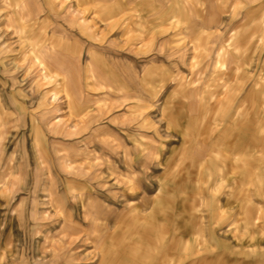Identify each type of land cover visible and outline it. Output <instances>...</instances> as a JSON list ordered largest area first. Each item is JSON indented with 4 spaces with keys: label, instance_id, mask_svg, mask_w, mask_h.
<instances>
[{
    "label": "crops",
    "instance_id": "crops-1",
    "mask_svg": "<svg viewBox=\"0 0 264 264\" xmlns=\"http://www.w3.org/2000/svg\"><path fill=\"white\" fill-rule=\"evenodd\" d=\"M219 1L0 0V154L4 147L17 149L11 179H41L43 197L58 179L64 198H78L93 187L82 170L69 173L63 165L83 163L91 149L105 165L104 178L118 181L111 192L123 201L111 212L107 234L125 211L148 213L159 181L174 169L182 175L183 160L200 162L207 153L196 138L188 143L189 156L172 157L185 146L184 127L175 117L193 119L202 95L255 90L253 59L248 76L233 71L232 53L242 46L232 38L242 31L245 8L264 0ZM257 17L264 23V12ZM259 51L264 47L249 49ZM257 95H264V87ZM7 133L19 138L6 140ZM5 178L0 173V227L21 195ZM63 181L71 182L68 192ZM226 186L218 193L214 240L231 253L213 250L207 233L212 221L199 207L167 213L171 224L188 221L203 229V237H180L192 249L161 260L257 264L260 255L250 249L263 248L264 237L242 234L238 210L226 204ZM31 189L34 194L35 185Z\"/></svg>",
    "mask_w": 264,
    "mask_h": 264
},
{
    "label": "rangeland",
    "instance_id": "rangeland-1",
    "mask_svg": "<svg viewBox=\"0 0 264 264\" xmlns=\"http://www.w3.org/2000/svg\"><path fill=\"white\" fill-rule=\"evenodd\" d=\"M263 12L264 4L245 8L242 31L232 38L238 49L242 46L232 53L233 71L248 76L246 67L253 59L250 76L255 78V90L247 95H202L193 119L175 117L184 127L185 146L174 149L172 157L189 156L188 143L198 138L207 145L205 158L200 162L183 160L182 175L174 169L159 181L148 213L140 214L136 208L125 211L108 234L113 223L111 212L119 210L123 201L117 191L111 192L118 181L104 178L105 165L97 157L93 159L91 149L85 152L83 163L63 166L69 173L82 170L93 190L67 199L60 194L58 179L50 181L49 195L44 197L41 179L26 175L20 182L12 180L17 149L4 147L0 173L16 184L21 195L4 214L7 225L0 227V264H156L157 259L160 264H171L161 257L192 249L193 245L180 237L193 235L199 241L203 229L185 220L173 225L167 213L196 212L199 207H205L212 221L207 233L213 250L231 253L214 240L221 218L216 202L224 185L228 189L226 204L238 210L242 234L264 237V95H257L264 87V51L249 52L254 45L264 47V23L257 17ZM16 134L7 133L5 139L19 138ZM29 169L25 165L24 170ZM147 182L154 184V180ZM70 184L62 182L65 192L71 190ZM250 250L260 255L257 264H264V247Z\"/></svg>",
    "mask_w": 264,
    "mask_h": 264
}]
</instances>
